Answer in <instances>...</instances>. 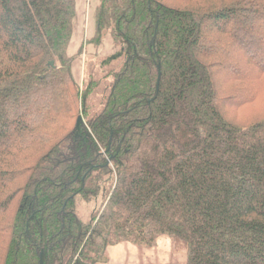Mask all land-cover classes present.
Masks as SVG:
<instances>
[{
    "label": "trees",
    "instance_id": "16d2710c",
    "mask_svg": "<svg viewBox=\"0 0 264 264\" xmlns=\"http://www.w3.org/2000/svg\"><path fill=\"white\" fill-rule=\"evenodd\" d=\"M75 16L0 0V264H107L160 236L186 264H264V0H100L88 43L122 64L91 118Z\"/></svg>",
    "mask_w": 264,
    "mask_h": 264
},
{
    "label": "rangeland",
    "instance_id": "374dc122",
    "mask_svg": "<svg viewBox=\"0 0 264 264\" xmlns=\"http://www.w3.org/2000/svg\"><path fill=\"white\" fill-rule=\"evenodd\" d=\"M115 51L116 48L114 49V52ZM110 55L111 54L101 58L98 57L95 62L89 66V68L91 67V71H84L86 68L82 69V65H80V77L77 78L79 83L78 86L82 90H86L89 85L93 83L94 86L91 88V91L86 99L89 97L90 100L97 99L98 101L96 107L94 106V108L91 110L89 109L88 102L86 103L87 115L90 118L94 116L102 103L105 88L110 81L109 74L111 72L117 71L122 64V59H117L105 66L103 64V60H105ZM73 58H76V55ZM87 59L88 63L89 55ZM77 64L78 62L76 61L74 67H76ZM76 69L73 70L74 75H76ZM100 203L101 197L97 199L96 202L81 204L80 209L85 220L89 219L91 213L98 209ZM105 254L108 258L107 264H186L187 259L186 250L181 246L173 245L172 240L167 236L158 237L155 245L152 247H143L131 244L129 242H123L116 246L107 247Z\"/></svg>",
    "mask_w": 264,
    "mask_h": 264
},
{
    "label": "crops",
    "instance_id": "0c3cea01",
    "mask_svg": "<svg viewBox=\"0 0 264 264\" xmlns=\"http://www.w3.org/2000/svg\"><path fill=\"white\" fill-rule=\"evenodd\" d=\"M100 0H76V16L73 22V35L68 48V55L73 58L72 64V74L74 80L78 83L77 78L80 77V65L84 71H91L89 66L95 62L98 57L107 56L114 52V44L110 36H106L99 46H93L89 44L88 41L92 39L95 33V23L94 14L97 5ZM89 55V62L87 63ZM78 62L76 67L74 64ZM88 64V66H87ZM87 66V67H86ZM77 70L76 75H74L73 70ZM89 104V109L91 110L96 107L97 99L90 100L89 97L86 99V103Z\"/></svg>",
    "mask_w": 264,
    "mask_h": 264
}]
</instances>
